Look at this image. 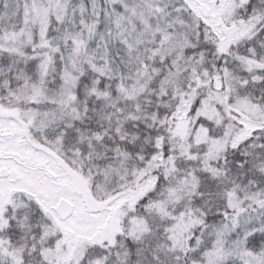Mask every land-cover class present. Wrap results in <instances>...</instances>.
Returning <instances> with one entry per match:
<instances>
[{"label": "snow or ice", "instance_id": "obj_1", "mask_svg": "<svg viewBox=\"0 0 264 264\" xmlns=\"http://www.w3.org/2000/svg\"><path fill=\"white\" fill-rule=\"evenodd\" d=\"M0 264H264V0H0Z\"/></svg>", "mask_w": 264, "mask_h": 264}]
</instances>
